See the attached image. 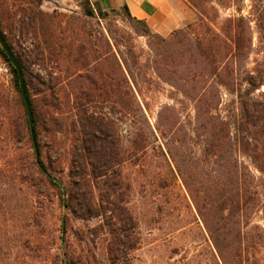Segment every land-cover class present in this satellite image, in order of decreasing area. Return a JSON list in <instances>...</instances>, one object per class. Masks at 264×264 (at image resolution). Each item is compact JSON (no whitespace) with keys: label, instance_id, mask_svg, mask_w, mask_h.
I'll return each mask as SVG.
<instances>
[{"label":"trees","instance_id":"1","mask_svg":"<svg viewBox=\"0 0 264 264\" xmlns=\"http://www.w3.org/2000/svg\"><path fill=\"white\" fill-rule=\"evenodd\" d=\"M189 1L199 12L198 33L192 36L190 27L176 31L184 34L186 45L185 50L172 51L176 58H187L186 67L176 60L163 61L156 53L154 69L191 104L193 119L165 105L154 126L137 97L142 89L121 54L114 52L113 122L94 109L97 91L107 82L80 72L89 64L83 47L78 56L71 48L64 56L73 63L84 59L75 83L69 80L73 75L60 79L48 72L65 51L54 44L53 15L25 10L21 35L33 41L25 58L0 20L24 75L40 151L38 162L19 76L0 46L11 75L9 83L0 75V217L16 199L25 202V220L33 221L36 196L55 189L62 207L76 218L102 220L100 231L109 236L111 264H124L139 242L131 198L135 184L128 172L144 169L154 152L164 165L152 163L149 173L161 187L181 181L222 264H248L250 249H262L264 226L254 219L264 214V56L253 70L246 65L256 34L264 53V4L254 20L239 14L217 25V8L212 16L203 0ZM123 9L144 22L132 17L126 6ZM32 62L48 76L30 73L27 65ZM224 92L233 96L226 110ZM12 160L21 163L13 186L3 179ZM64 256L67 264H81L69 252Z\"/></svg>","mask_w":264,"mask_h":264},{"label":"rangeland","instance_id":"2","mask_svg":"<svg viewBox=\"0 0 264 264\" xmlns=\"http://www.w3.org/2000/svg\"><path fill=\"white\" fill-rule=\"evenodd\" d=\"M185 1L193 10L195 19L168 36L158 35L150 29V35H147L144 22L129 17L123 8L100 13L98 6L90 0H0V20L5 35L25 58L33 43L31 36L21 35L20 22L25 10L53 15L54 44L62 46L65 51L61 52L59 60L51 63L48 72L60 79L73 75L69 80L75 83L84 59L73 63L72 57L67 60L64 56L68 54V48L72 49L74 56H78L79 49L83 47L89 55V64L80 72L83 75L88 72L101 78V82H107V86L97 91L98 101L94 109L113 122L116 116L114 52L119 57L121 54L142 89L137 97L150 124L154 126L159 111L165 105L176 107L186 119H193L191 104L175 88L160 79L154 69L156 53L163 61L176 60L183 67L187 65L184 55L176 58L172 52L185 50L186 45L184 34L176 31L190 27L192 36L198 33L195 24L199 21V12L189 0ZM203 1L212 16L215 13L213 7L218 9L220 18L215 21L217 25H221L223 19L239 14L254 20L260 16L261 4H264V0ZM89 8L93 9V13ZM252 25L256 30L254 22ZM257 36L246 65L248 70H253L256 61L264 56ZM161 38L166 39L167 43H162ZM27 68L30 73L48 76L33 62ZM0 75L2 80L9 83L11 75L1 56ZM232 99V95L224 92L222 110H226ZM122 126L126 129L125 124ZM151 154L152 158L149 157L144 163V169L128 172L135 184L131 198L138 221L139 242L126 255L124 264H222L181 181H176L170 187H161L159 180L149 173L148 168L152 163L158 167L164 165L159 154ZM20 168L21 163L12 160L10 170L3 175L5 182L13 186ZM35 199L37 203L33 221L25 220L23 201L20 203L13 199L4 208V215L0 217V264H67L64 256L66 252L79 258L81 264H111L107 253L109 236L105 231H100L103 230L100 227L102 220L76 218L62 207L55 189L41 191ZM254 220L264 226V214L258 213ZM252 248L246 262L264 264V246L261 250Z\"/></svg>","mask_w":264,"mask_h":264},{"label":"crops","instance_id":"3","mask_svg":"<svg viewBox=\"0 0 264 264\" xmlns=\"http://www.w3.org/2000/svg\"><path fill=\"white\" fill-rule=\"evenodd\" d=\"M102 10L122 9L126 6L137 20L144 21L149 29L161 36L194 21L195 14L185 0H90Z\"/></svg>","mask_w":264,"mask_h":264},{"label":"water","instance_id":"4","mask_svg":"<svg viewBox=\"0 0 264 264\" xmlns=\"http://www.w3.org/2000/svg\"><path fill=\"white\" fill-rule=\"evenodd\" d=\"M0 46L2 47V49L5 51V53L7 54L11 64L14 66V68L16 69L18 76H19V83H20V89H21V94L22 97L24 99L25 105H26V109H27V114H28V119H29V124H30V129H31V134H32V138H33V144H34V148H35V154H36V159L39 162L40 161V151L38 148V144H37V140H36V135H35V130H34V115H33V110H32V106L26 91V87H25V80H24V75L20 66L19 61L17 60L16 56L14 55L12 49L10 48L8 42L6 41L3 33L0 30Z\"/></svg>","mask_w":264,"mask_h":264}]
</instances>
